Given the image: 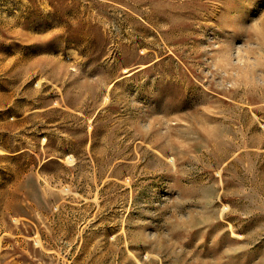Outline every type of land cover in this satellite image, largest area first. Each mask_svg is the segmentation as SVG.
<instances>
[{"label": "rangeland", "instance_id": "374dc122", "mask_svg": "<svg viewBox=\"0 0 264 264\" xmlns=\"http://www.w3.org/2000/svg\"><path fill=\"white\" fill-rule=\"evenodd\" d=\"M0 264H264V0H0Z\"/></svg>", "mask_w": 264, "mask_h": 264}]
</instances>
